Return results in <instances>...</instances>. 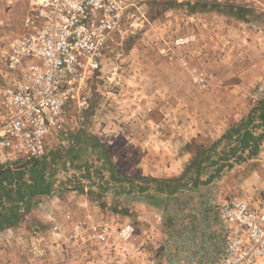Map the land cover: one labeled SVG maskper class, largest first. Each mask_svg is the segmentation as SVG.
I'll list each match as a JSON object with an SVG mask.
<instances>
[{
  "label": "rangeland",
  "instance_id": "1",
  "mask_svg": "<svg viewBox=\"0 0 264 264\" xmlns=\"http://www.w3.org/2000/svg\"><path fill=\"white\" fill-rule=\"evenodd\" d=\"M27 4L0 0V41L19 33ZM180 37L194 39L177 45ZM197 75L214 78L202 85ZM263 97L264 0H146L115 34L103 69L70 104L69 143L55 153L57 167L47 175L49 183L57 177L69 182L50 191L72 186L81 192L88 185L99 215L132 221L158 237L156 211L164 212L168 229L178 213L190 225L195 211L210 201L264 189L257 150L242 146L240 138L245 129L259 133L247 120L252 114L256 125L261 122L254 107ZM237 128L240 134H234ZM79 160L92 162L104 185L118 193L96 197L97 186L71 174ZM113 174L119 185H107ZM136 177H142L139 184ZM178 182L183 186L169 194ZM160 183L169 189L158 190ZM17 186L6 185L10 198L1 199L0 211L19 202ZM138 196L151 202H139ZM30 213L37 217L36 207Z\"/></svg>",
  "mask_w": 264,
  "mask_h": 264
},
{
  "label": "built area",
  "instance_id": "2",
  "mask_svg": "<svg viewBox=\"0 0 264 264\" xmlns=\"http://www.w3.org/2000/svg\"><path fill=\"white\" fill-rule=\"evenodd\" d=\"M145 3L28 0L19 33L0 41V172L48 164L69 143L70 104L103 69L115 34ZM191 38H177L176 44ZM213 78L197 75L194 80L206 85ZM256 130L261 138L255 160L264 166V125ZM88 187L79 192L68 186L29 198L37 217L24 211V219L0 228V264L264 261V189L251 197L240 194L210 201L206 209L195 211V221L187 226L178 213L168 229L164 212L156 211L152 216L162 229L158 237L132 221L99 215Z\"/></svg>",
  "mask_w": 264,
  "mask_h": 264
},
{
  "label": "flooded vegetation",
  "instance_id": "3",
  "mask_svg": "<svg viewBox=\"0 0 264 264\" xmlns=\"http://www.w3.org/2000/svg\"><path fill=\"white\" fill-rule=\"evenodd\" d=\"M252 133V132H251ZM240 134V133H239ZM243 135V134H242ZM254 137H256V138H258L259 140H260V138H261V135L260 134H252ZM258 140V141H259ZM249 143H251L254 147H252V149H254L255 150V146H256V144H255V141L254 140H249ZM257 144H258V142H257ZM76 146H78V145H74V146H71L70 148H69V150H68V152L69 151H71L73 148H75ZM62 154V153H61ZM83 161H86V160H79V161H77V162H74V163H72L73 165H75L76 167V169H80V173H82L83 175L82 176H80V177H83L84 175H89L90 176V178L92 179H95V182H96V184L99 182V181H103V178H102V176L100 175V174H98V172H97V169H96V167L94 166L93 167V165H92V162H90V165L89 166H87V165H80L81 164V162H83ZM69 164H71V163H69ZM25 166H27V165H25ZM29 167H39V169L37 170V174L35 175V176H28V183L27 184H23L22 183V180H23V178H24V180H26V178H25V175L21 178V180H17L16 179V177H19V171L17 170V168L15 169V168H8V169H5L3 172H0V178L3 176H5V181L4 182H2V183H0V206H1V204H3L2 203V198H6V195H4L2 192L3 191H5V188H6V185L8 186V185H10L12 182H14V186H17V185H21L23 188H25V186H33V188H34V186L36 185V183L38 184V186H37V189H32L33 190V193L31 194V196H30V199H32V200H34V198H35V196L36 195H40V194H44V193H46V192H49L50 191V189H51V186H52V182L55 180H52L50 183H49V181H48V177H47V175L49 174V172H51L52 170H54L55 169V167H57V165H56V163L55 162H53V160L50 162V163H48V164H43V165H41V164H38V163H32V164H30V165H28ZM16 171V172H15ZM78 178H79V176H78ZM110 178L111 179H109L111 182H108V184L107 185H110V184H116V185H119L120 184V181L121 180H118V179H116V178H112V175L110 176ZM73 179H74V176H73ZM10 180H12V182L11 183H9L10 182ZM16 181L18 182V183H20V184H16ZM88 181H90L89 179H88ZM104 182V181H103ZM122 182V181H121ZM131 183V182H130ZM123 184V183H122ZM160 185V188L162 189V191L164 190V191H166V190H168L169 189V187H168V185L167 184H163L162 185V183H160L159 184ZM180 186V185H179ZM179 186H177V187H179ZM19 187L17 186V189H18ZM147 189H148V187H142V188H140V190H141V192L143 191V193H145V192H147ZM176 189V188H175ZM2 199V200H1ZM15 199V198H14ZM8 203V202H7ZM10 204V207H12V206H14V205H12L11 203H9ZM14 204H16V205H19V202H16V203H14ZM27 205V207H29L30 209L32 208V206H33V204L32 203H28V204H26Z\"/></svg>",
  "mask_w": 264,
  "mask_h": 264
},
{
  "label": "trees",
  "instance_id": "4",
  "mask_svg": "<svg viewBox=\"0 0 264 264\" xmlns=\"http://www.w3.org/2000/svg\"><path fill=\"white\" fill-rule=\"evenodd\" d=\"M197 7H198V4H194L193 5V8H197ZM167 9H168V7H167ZM26 11H27V6H26V9L24 10V13L21 16V21H22L24 15L26 14ZM254 109H255L254 110L255 112L258 111L257 118L259 120H261V122L256 125V123H254L255 117L251 114L249 116V119L247 120L248 123H249L248 124V128L251 125H254L256 127H258L260 125H264V97L259 100V102L254 107ZM240 130H241V128H237L236 131L234 132V134L239 133ZM240 138H241V141H242L241 142V145L244 146V147L248 145L249 140H254L255 141V144H256V146H255V150H256V148H257V142H258L259 139L256 138V137H254L252 135L250 129H245L243 135H241ZM99 145L103 146L102 143H100V142H99ZM199 168H200V165L198 167V170H199ZM1 172H3V171H1ZM23 176H24V173L21 172V173H19V177H16V179L19 181V180H21V178ZM112 178H117V177H116V175L113 174L112 175ZM5 179H6L5 176L4 177L2 176L0 178V183L4 182ZM140 181H142V177H136L133 182L139 184ZM154 181H156V179H153L152 178V179H150V181H147V182L152 183ZM11 182H12V180H10L9 183H11ZM36 185L38 186L37 183H36ZM36 185L34 186V188H33L32 185L31 186H25V188H23L21 185H19V190L17 192V195H18V199L17 200H19V205L14 204V206L7 208L5 211L4 210L0 211V228L1 227H4L5 225L15 224L17 221H20V220H22L25 217L24 211H29L30 208L29 207H26V208L23 209L22 206L24 204H28L30 202V199L29 198H30L31 194L33 193V190L32 189H37V186ZM178 188L179 187H177L175 189V192L178 190ZM157 189L160 190V187H157ZM2 193L4 195H6L8 197V199L10 198L9 192L7 190L3 191ZM102 194H103V192H100V191L95 192V196L96 197H100V196H102ZM4 202H8V201L5 200ZM103 205H104V203H103ZM156 206H159V205L156 204Z\"/></svg>",
  "mask_w": 264,
  "mask_h": 264
},
{
  "label": "water",
  "instance_id": "5",
  "mask_svg": "<svg viewBox=\"0 0 264 264\" xmlns=\"http://www.w3.org/2000/svg\"><path fill=\"white\" fill-rule=\"evenodd\" d=\"M71 174L73 175H78L79 176H82L83 174L80 173V169H76L75 171H71ZM86 179H89L90 180V185L92 186H97V188L101 191V192H115V193H118V189H114L112 188L111 186H105L103 181H99L97 184L95 182V179H91L89 175H84ZM73 179V177H70V180ZM69 182V181H68ZM68 182H65V181H62L61 180V177H57L53 183H52V186H57V185H64V184H68ZM164 183H162L163 185ZM183 186V183H174L172 189L170 191H168L169 194H173L175 192V188L177 186ZM132 198V197H131ZM135 200L139 201V202H144V203H149L151 202V198H148V197H144V196H138L136 198H134Z\"/></svg>",
  "mask_w": 264,
  "mask_h": 264
},
{
  "label": "crops",
  "instance_id": "6",
  "mask_svg": "<svg viewBox=\"0 0 264 264\" xmlns=\"http://www.w3.org/2000/svg\"><path fill=\"white\" fill-rule=\"evenodd\" d=\"M71 142H72V140H71ZM250 145H251V143H248L247 146H250ZM16 168L19 171V173L23 172L24 175H25V177H28V176H32L33 177V176H35L37 174V170L39 169V167H29L28 165L27 166H25V165H19ZM23 180H24V178H23ZM16 184H20V183H18L16 181Z\"/></svg>",
  "mask_w": 264,
  "mask_h": 264
}]
</instances>
